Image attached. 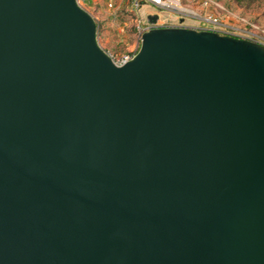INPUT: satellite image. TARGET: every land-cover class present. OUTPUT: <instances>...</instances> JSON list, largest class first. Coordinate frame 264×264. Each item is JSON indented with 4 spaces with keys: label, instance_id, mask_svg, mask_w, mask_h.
<instances>
[{
    "label": "water",
    "instance_id": "1",
    "mask_svg": "<svg viewBox=\"0 0 264 264\" xmlns=\"http://www.w3.org/2000/svg\"><path fill=\"white\" fill-rule=\"evenodd\" d=\"M0 264H264V47L0 0Z\"/></svg>",
    "mask_w": 264,
    "mask_h": 264
},
{
    "label": "built area",
    "instance_id": "2",
    "mask_svg": "<svg viewBox=\"0 0 264 264\" xmlns=\"http://www.w3.org/2000/svg\"><path fill=\"white\" fill-rule=\"evenodd\" d=\"M110 5V4H109ZM135 15L136 44L120 54H109L113 63L121 66L137 52L141 35L158 27H183L206 30L220 35L247 40L264 47V26L243 15L234 14L221 3L214 0H129ZM151 7L154 11L146 13L143 9ZM156 15L155 22L148 16Z\"/></svg>",
    "mask_w": 264,
    "mask_h": 264
},
{
    "label": "rangeland",
    "instance_id": "3",
    "mask_svg": "<svg viewBox=\"0 0 264 264\" xmlns=\"http://www.w3.org/2000/svg\"><path fill=\"white\" fill-rule=\"evenodd\" d=\"M97 23V40L109 54H120L131 50L136 44L135 15L129 0H77ZM221 3L234 14L243 15L264 26V0L250 4L238 0H214ZM110 4V5H109ZM154 11L151 7L143 9L146 13Z\"/></svg>",
    "mask_w": 264,
    "mask_h": 264
},
{
    "label": "trees",
    "instance_id": "4",
    "mask_svg": "<svg viewBox=\"0 0 264 264\" xmlns=\"http://www.w3.org/2000/svg\"><path fill=\"white\" fill-rule=\"evenodd\" d=\"M242 3H245V4H250V3H253V2H256V1H259V0H238ZM96 26H97V23H96ZM98 28V26H97ZM106 51V49H104Z\"/></svg>",
    "mask_w": 264,
    "mask_h": 264
},
{
    "label": "crops",
    "instance_id": "5",
    "mask_svg": "<svg viewBox=\"0 0 264 264\" xmlns=\"http://www.w3.org/2000/svg\"><path fill=\"white\" fill-rule=\"evenodd\" d=\"M145 8H148V7H145Z\"/></svg>",
    "mask_w": 264,
    "mask_h": 264
}]
</instances>
